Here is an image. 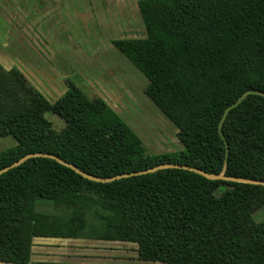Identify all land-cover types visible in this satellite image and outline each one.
<instances>
[{
    "label": "trees",
    "instance_id": "obj_1",
    "mask_svg": "<svg viewBox=\"0 0 264 264\" xmlns=\"http://www.w3.org/2000/svg\"><path fill=\"white\" fill-rule=\"evenodd\" d=\"M145 36L112 45L147 79L144 94L177 129L179 147L152 152L98 94L72 79L49 100L0 62V168L48 152L100 177L162 163L264 181V0H137ZM251 90L225 113L244 91ZM54 114L63 125L55 128ZM227 148V155H226ZM40 206H50L43 210ZM264 185L154 172L96 182L48 157L0 174V262L31 260L36 237L124 241L142 261L264 264Z\"/></svg>",
    "mask_w": 264,
    "mask_h": 264
},
{
    "label": "rangeland",
    "instance_id": "obj_2",
    "mask_svg": "<svg viewBox=\"0 0 264 264\" xmlns=\"http://www.w3.org/2000/svg\"><path fill=\"white\" fill-rule=\"evenodd\" d=\"M85 2L90 4L89 0H79V3L76 4V6L82 9L84 8V11H82L77 19L79 32L95 37L96 34L93 33V30H95V23H91L86 15L87 11L85 8L87 7L85 6ZM92 3L93 5L98 3L96 6L98 8L96 19L99 30L98 37L100 38L98 39L99 42L96 48L94 41V47H92L90 43L89 45L91 49H103V52L108 50V60L105 64L108 73H110L111 76L113 75L116 79H126L125 86L120 87L114 84L116 86H114V91L111 92L115 99L114 105H118V113L142 138L150 151L161 152L178 148L179 142L176 137L177 129L143 92V87L147 84L146 82H148L146 78L131 62H129V60L122 59L121 56L113 54L114 51L110 50L116 49L112 45L113 39L145 36L137 7V0H92ZM0 11L2 13L4 12L3 10ZM1 23L3 25L2 20ZM24 26L26 27V24H24ZM90 27L93 30H91ZM70 31H75L77 33L76 28H70ZM75 32L74 34H69L68 37L77 43L79 40L76 39ZM25 33L27 34V32ZM35 42L37 46L40 47V49L36 48V51H39V55L41 56V49H43V45H41V35H39L38 40ZM81 46L82 47H78V45L75 46L71 44V47H76V49H87L83 44ZM111 57H113V59ZM100 61L98 62L102 63L104 59ZM102 67L104 66L102 65ZM29 68L36 69V76L39 75L38 77L40 78L36 77L35 84H38L37 87L49 100H51L52 98L50 99V96L45 93L46 91L44 88L46 86L44 81L41 80V62L37 61L34 65L29 66ZM38 70L40 72H38ZM98 78L106 80L101 76ZM70 79L73 80L74 78ZM82 81V79H77L79 83H82ZM112 83H118V81L113 79L112 81H108L109 85H112ZM83 88L85 92L90 94V91H88L86 87ZM105 88L107 89L108 86L106 85ZM120 97L121 99L119 103H117ZM46 115L47 118L53 122L55 128H60L63 125L61 120L54 114L47 113ZM15 144L16 141L11 136L0 137V151L12 147ZM40 208L43 210H51L50 206H40ZM252 216L255 221L262 220L264 218V206L256 209ZM136 249L137 244L132 242L48 238L38 239L36 241L33 247L32 259L40 258L44 260H59L68 263L90 264H162L160 262H145L139 260Z\"/></svg>",
    "mask_w": 264,
    "mask_h": 264
},
{
    "label": "crops",
    "instance_id": "obj_3",
    "mask_svg": "<svg viewBox=\"0 0 264 264\" xmlns=\"http://www.w3.org/2000/svg\"><path fill=\"white\" fill-rule=\"evenodd\" d=\"M89 2L90 4L85 2L87 7L85 10L90 22L95 23V30L90 27L93 33L96 34L95 37L79 32L77 19L84 11V8L76 6L79 0H0V10L4 11L3 13L0 11V62L5 68L18 67L34 84L36 77L39 75L36 76V69H30L29 66L34 65L37 61L41 62V80L44 81L45 93L50 96V99L52 98L51 100H54L66 89L65 78H74L76 80H73L78 86H82L83 90V87H86L90 91L88 95L92 96L96 92L120 116L118 105H114L115 99L111 92L114 91V86H116L114 84L120 87L125 86L126 79H116L108 73L105 66L108 60V50L103 52V49H91V46L94 47L93 41L96 48L100 37H98L99 30L96 19L98 14L96 6L98 3L93 5L92 0H89ZM24 24H26V27ZM70 28H76L77 33L75 31L71 32ZM74 32L76 39L79 40L77 43L68 37L69 34H74ZM39 35H41L43 45L41 56L34 47V41ZM28 38L31 40H28ZM70 43L75 46L78 45V47H82L83 44L87 49H76V47H71ZM110 50H113V54L121 56L122 59H127L117 49ZM111 58L113 59V57ZM101 59L102 61L104 59V62L99 63L98 61ZM38 72L40 71L38 70ZM98 75L106 80L98 78L100 77ZM77 79H82L84 82L79 83ZM112 79L117 80L118 83L109 85L108 81H112ZM36 85L38 86V84ZM104 85H107L108 88L106 89ZM85 93L87 94V92ZM120 99L121 97L117 103ZM36 260L44 259L38 258Z\"/></svg>",
    "mask_w": 264,
    "mask_h": 264
},
{
    "label": "water",
    "instance_id": "obj_4",
    "mask_svg": "<svg viewBox=\"0 0 264 264\" xmlns=\"http://www.w3.org/2000/svg\"><path fill=\"white\" fill-rule=\"evenodd\" d=\"M250 92H254V91H251V90L244 91L235 101H233L229 106H227L224 109L223 114H222V116L220 118V121H219V124H218V131H219V134H220L221 138L224 139V136H223L222 131H221V125L223 123L225 113L228 110H230L232 107L236 106L237 103L240 100H242L246 94H248ZM226 155H227V148H226ZM32 157H48V158L54 159L57 162L62 163L65 166L71 168L76 173L80 174L81 176H83V177H85V178H87L89 180L96 181V182H109V181H113V180L120 179V178L130 177V176H133V175L146 174V173L154 172V171L162 169V168L172 167V168H180V169H186V170L194 171V172H196V173H198V174H200V175H202V176H204L206 178H209V179H226V180H232V181L263 184L264 185V181L245 179V178H237V177H230V176H225V175H223L221 173H208V172H205V171H203V170H201V169H199L197 167L188 166V165H185V164L182 165V164H178V163H171V162L158 164V165H155V166H152V167H148V168H145V169L136 170V171H132V172H124V173H118V174H115V175H112V176H108V177H100V176H97V175H92V174L86 173V172L80 170L74 164H72V163H70V162H68L66 160H63L62 158H60L59 156H57L55 154L48 153V152L26 153L23 156H21L20 158H18L17 160L13 161L12 163L0 168V174L5 172V171H7V170H9L10 168H13V167L19 165L24 160H26L28 158H32ZM48 238L49 239H57V238H50V237H36V238L33 239V246H32L31 252H33V247H34V245H35V243H36V241L38 239H48ZM60 239L66 240L67 238H60ZM102 241H105V240H102ZM31 260H36V259H32L31 258ZM149 262H151V261H149ZM0 264H4V263L0 262Z\"/></svg>",
    "mask_w": 264,
    "mask_h": 264
},
{
    "label": "flooded vegetation",
    "instance_id": "obj_5",
    "mask_svg": "<svg viewBox=\"0 0 264 264\" xmlns=\"http://www.w3.org/2000/svg\"><path fill=\"white\" fill-rule=\"evenodd\" d=\"M27 28H28V27H27ZM28 29H29V28H28ZM29 32H30V31H29ZM31 38H32V37H31ZM38 38H39V37H37L36 41L38 40ZM28 40H31V39L28 38ZM34 43H35L34 47L37 48V49H40V47L37 46V43H36L35 41H34ZM38 44H39V43H38ZM41 45H42V44H41ZM35 85H36V84H35ZM36 86H37V85H36Z\"/></svg>",
    "mask_w": 264,
    "mask_h": 264
}]
</instances>
